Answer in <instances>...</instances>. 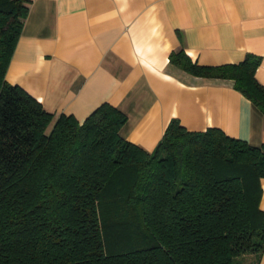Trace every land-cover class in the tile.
<instances>
[{
	"label": "trees",
	"instance_id": "16d2710c",
	"mask_svg": "<svg viewBox=\"0 0 264 264\" xmlns=\"http://www.w3.org/2000/svg\"><path fill=\"white\" fill-rule=\"evenodd\" d=\"M30 0H0V264H259L264 145L173 118L152 151L102 102L82 121L5 79ZM169 63L229 79L264 114L260 56Z\"/></svg>",
	"mask_w": 264,
	"mask_h": 264
},
{
	"label": "crops",
	"instance_id": "0c3cea01",
	"mask_svg": "<svg viewBox=\"0 0 264 264\" xmlns=\"http://www.w3.org/2000/svg\"><path fill=\"white\" fill-rule=\"evenodd\" d=\"M179 49L203 65L259 55L264 85V0H30L5 79L79 122L110 103L127 117L120 135L149 152L173 118L264 145L258 107L229 79L170 64Z\"/></svg>",
	"mask_w": 264,
	"mask_h": 264
}]
</instances>
